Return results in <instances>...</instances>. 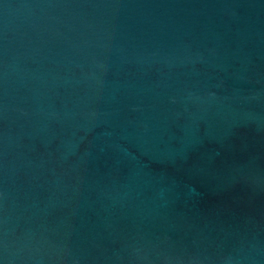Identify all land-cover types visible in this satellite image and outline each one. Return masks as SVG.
I'll list each match as a JSON object with an SVG mask.
<instances>
[{"label":"water","instance_id":"95a60500","mask_svg":"<svg viewBox=\"0 0 264 264\" xmlns=\"http://www.w3.org/2000/svg\"><path fill=\"white\" fill-rule=\"evenodd\" d=\"M0 264H264V0H0Z\"/></svg>","mask_w":264,"mask_h":264}]
</instances>
